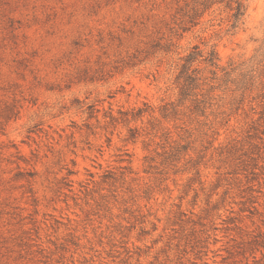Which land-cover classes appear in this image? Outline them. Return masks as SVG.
<instances>
[{
    "label": "rangeland",
    "instance_id": "obj_1",
    "mask_svg": "<svg viewBox=\"0 0 264 264\" xmlns=\"http://www.w3.org/2000/svg\"><path fill=\"white\" fill-rule=\"evenodd\" d=\"M192 1L0 0V264H264V0Z\"/></svg>",
    "mask_w": 264,
    "mask_h": 264
},
{
    "label": "trees",
    "instance_id": "obj_2",
    "mask_svg": "<svg viewBox=\"0 0 264 264\" xmlns=\"http://www.w3.org/2000/svg\"><path fill=\"white\" fill-rule=\"evenodd\" d=\"M223 1L224 0H193L190 3H186V5L178 11L181 12L180 23L183 24V29L186 31L190 29L192 25H196L198 18L201 17L204 11H206L212 4ZM229 4L231 5L232 10L233 26L236 27L246 15L247 5L244 0H229ZM172 44V42H169L166 47H164V50L171 51ZM199 56H203V54L198 50V47L195 46L185 57H180V60H183L184 62L178 67L179 73L177 74V81L181 85V95L183 98L189 96L194 89L199 88L201 85V69L198 66L193 67V64ZM204 60L211 66H215L216 68L220 67L219 57L214 49L209 52L208 56L204 57ZM213 74L216 75V72H213ZM233 82H236L238 87L244 89L248 88V80L244 73H241V77L238 81ZM143 111L144 110L139 109L137 114H141Z\"/></svg>",
    "mask_w": 264,
    "mask_h": 264
}]
</instances>
